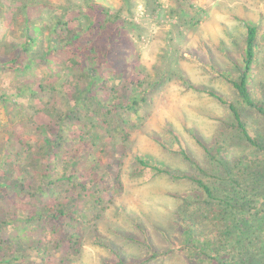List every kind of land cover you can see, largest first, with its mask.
<instances>
[{"label":"trees","instance_id":"16d2710c","mask_svg":"<svg viewBox=\"0 0 264 264\" xmlns=\"http://www.w3.org/2000/svg\"><path fill=\"white\" fill-rule=\"evenodd\" d=\"M7 20L19 33L9 36L11 47L0 56V69L13 75L10 86L0 84V105L8 117L14 110L20 120L16 117L14 128L5 129L0 139V264H26L35 257H40L38 264H69L82 254L85 224L98 223L104 195L121 192L124 154L118 146L127 148L133 130L147 121L146 93L154 83L148 81L138 57L124 62L134 53L129 32L138 24L96 0H65L60 5L0 0V47L6 44L1 29L8 26ZM258 30V25L247 24L236 75L222 74L242 104L264 116V99L257 98L250 78L257 63ZM204 90L229 106L245 139L264 151L250 134L241 108L216 90ZM169 130L176 139L175 151L196 165L195 173H173L140 154L135 155L136 162L157 174L191 180L193 201L207 205L214 221L231 229H220L226 238L233 234L240 242L244 227L250 239L260 230L255 254L264 262V153L234 154L233 172L218 159L230 151L229 144H216L211 150L200 141L207 157L223 167L220 174L205 168L182 146V136ZM108 148L117 166L103 162ZM226 180L230 188L225 187ZM11 199L16 204L13 213L7 209ZM38 224L46 226L42 238L30 230ZM196 239L189 233L182 243L186 259L231 263L225 256L220 259L217 241ZM53 251L62 256L55 258ZM116 256L119 264L145 263L126 260L118 252ZM247 262L243 257L236 264Z\"/></svg>","mask_w":264,"mask_h":264},{"label":"rangeland","instance_id":"374dc122","mask_svg":"<svg viewBox=\"0 0 264 264\" xmlns=\"http://www.w3.org/2000/svg\"><path fill=\"white\" fill-rule=\"evenodd\" d=\"M36 1L54 5L65 2ZM96 1L138 24L129 32L135 44L134 53L124 58V62L138 57L148 81L154 84L146 93L147 121L133 130L127 148L118 146L124 154L121 192L104 195L105 209L97 212L100 214L98 223L85 224L82 254L69 264H119L117 252L126 260L144 264H198L196 258L186 259L183 251L182 243L188 239L189 233L197 236V242L205 238L217 241L221 248L220 259L225 256L231 262L229 264H236L243 257L247 258L248 264H264L255 254L260 246L258 237H262L260 230L251 235L252 240L246 227L239 234L240 242L233 234L226 238L225 233L219 232L220 229L226 230V226L214 221L207 212V205L193 201L194 184L191 180L157 174L143 168L135 159V155L140 154L167 166L173 173H195L196 165L175 151L177 147L173 143L176 139L170 127L182 136V146L212 172L223 174V167L219 168L216 160L207 157L200 141L211 150H215L216 144L217 147L229 144L230 151L219 154L218 159L233 172L234 154L264 153L245 139L229 106L204 90H216L229 102L238 105L250 134L261 146L264 145V116L242 104L236 89L222 74L231 71L236 75L235 62L245 46L247 24L258 25L257 63L250 78L257 98L264 99V0ZM41 10L38 7L35 12ZM9 15L14 18L11 13ZM10 24L11 21L7 20L8 26L1 29L6 44L0 47V56L11 47L9 36L19 33L18 28H12ZM12 78L11 72L0 69L2 86H10ZM4 112L0 105V139L4 138L5 129L14 128L16 117L20 120L14 110L10 117ZM111 155L108 148L107 154L102 156L103 162L117 166L118 162ZM224 185L230 188V180ZM8 205L7 209L13 213L15 201L11 199ZM30 230L37 232L40 238L47 231L42 224L34 225ZM52 254L55 258L62 256L58 251ZM39 260L40 257H35L26 264H38ZM146 260L149 261L146 263ZM55 263L49 261V264Z\"/></svg>","mask_w":264,"mask_h":264}]
</instances>
